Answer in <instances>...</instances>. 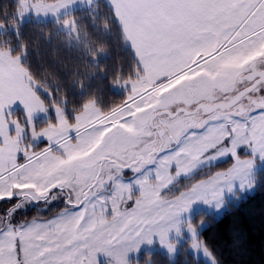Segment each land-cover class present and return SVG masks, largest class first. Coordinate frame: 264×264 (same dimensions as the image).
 Wrapping results in <instances>:
<instances>
[{
    "label": "snow or ice",
    "instance_id": "obj_1",
    "mask_svg": "<svg viewBox=\"0 0 264 264\" xmlns=\"http://www.w3.org/2000/svg\"><path fill=\"white\" fill-rule=\"evenodd\" d=\"M129 2L142 45L125 0H111L143 74L107 114L69 112L37 89L46 106L0 57V264H98V253L129 264L154 239L176 252L185 230L191 254L218 264L190 218L264 167V0ZM225 157L230 167L177 187ZM58 200L50 218L15 219Z\"/></svg>",
    "mask_w": 264,
    "mask_h": 264
},
{
    "label": "trees",
    "instance_id": "obj_2",
    "mask_svg": "<svg viewBox=\"0 0 264 264\" xmlns=\"http://www.w3.org/2000/svg\"><path fill=\"white\" fill-rule=\"evenodd\" d=\"M54 4L62 0H33ZM20 0H0V49L19 59L33 88L46 106L54 102L69 112H82L89 104L101 112L121 106L126 91L115 89L120 81L143 74L118 20L103 0L79 8L59 19L20 22ZM67 23H69L67 25ZM67 26L70 31L63 27ZM37 89L52 97V102ZM257 178L256 193L231 205L220 219H209L201 232L218 264H264V171ZM30 208L20 218H46L60 210ZM3 204V202H2ZM152 264H207L183 248L175 261L160 253H145ZM149 257V258H146Z\"/></svg>",
    "mask_w": 264,
    "mask_h": 264
},
{
    "label": "rangeland",
    "instance_id": "obj_3",
    "mask_svg": "<svg viewBox=\"0 0 264 264\" xmlns=\"http://www.w3.org/2000/svg\"><path fill=\"white\" fill-rule=\"evenodd\" d=\"M40 4L41 3L39 1L34 2L33 0H20V6H21L20 7V17H21L20 22H24L26 20L32 19L33 17H34L33 19H36L39 21H50L49 19H51V18L41 17L40 14H38L37 10H36L37 13L34 11L36 8L35 6L40 5ZM47 12L48 11L46 10V11H43L42 13L48 14ZM61 15L62 14L57 12L55 15L56 20L61 18ZM45 17H47V15ZM68 24L69 23H67V25ZM63 28L66 31L71 30L67 26H65ZM0 30L2 32L5 30V28L2 25H0ZM135 79L120 81L117 84H115V89L119 90V91H126L127 95H131L132 93H131L129 86ZM89 105L91 106L93 104H89ZM231 163H232L231 159H229L227 157L221 158V160L219 162H213V165L211 167L203 168L202 171L199 173V175L192 176L190 180H183L181 182V184L177 185V187H180V188L186 187L188 184L194 183L197 179H203L206 175H208L210 173H213L215 171H221L227 167H230ZM263 171H264V167H260L257 170V173L254 176V183L251 187L241 188L238 186H234L232 189H225L223 192H221L219 197L212 200L211 202H207V203L199 202L195 206L196 211L191 213L190 222L198 228L199 239L202 242H204V241L201 239V232L204 231L209 225V219L204 215H210V216H214L217 219H220L221 217H223L225 215L226 211L230 209L232 204L239 203L242 199H246L247 197L254 195L256 193V190H257V178H259L258 176H260V174ZM172 194H174V193H172ZM60 204H61V200L54 202L53 205L51 206V210L56 209ZM9 206L10 205L4 204V203L2 204V202H0V214H2L5 210V208L9 207ZM35 207L37 208L38 205L37 204H31V205H26L24 209L18 210L17 213L15 214L16 221H18V222L25 221V220L20 218L21 213L30 209V208H35ZM39 210L40 211H48L49 208H48V206L44 205V206H42V208H39ZM52 215H54V214H52ZM51 216L46 217V218H50ZM187 216H188V213L182 214V217H187ZM37 219H39V218H37ZM28 221H31V220H28ZM180 239H181L180 242L177 243V250L174 253H170L166 247H164L160 244L158 239H154V241L151 245L144 243L143 245H141L138 252H132L129 254V257H128L129 264H141L142 259L145 258V256H144L145 253L160 252V253L166 255L169 258V260H171V261H175V259L178 257L179 253H181L183 248H186L187 251L191 254V250H190L191 241L187 236L186 230L182 233ZM193 256L197 259L203 260V262L207 263V264H209V261L211 259V257L204 256L202 254L193 255ZM146 258H149V257H146ZM97 259H98V264H110V260H111V258L108 257L104 253H98ZM142 264H152V260L151 259H148L147 261L145 260V263L143 261Z\"/></svg>",
    "mask_w": 264,
    "mask_h": 264
},
{
    "label": "crops",
    "instance_id": "obj_4",
    "mask_svg": "<svg viewBox=\"0 0 264 264\" xmlns=\"http://www.w3.org/2000/svg\"><path fill=\"white\" fill-rule=\"evenodd\" d=\"M97 1H99V0H62V1H59V2L54 3V4H42L41 3L40 5H42V7L39 10H37V8H35L34 11L36 12V10H37L38 14H40L41 17L51 18L49 20H55L56 19L55 15L57 12L62 14L61 15V17H62L64 15H67V14L79 9V8L91 6L94 3H96ZM103 1H105L110 6V8L112 9V11L114 12V14L116 16L114 6L111 4V0H103ZM43 6H46V7H43ZM46 10L48 11L47 12L48 14H43L42 12L46 11ZM122 12L125 15V17L127 18L129 29L136 33V35L138 37V43H141V45H142V41H140V39H139L143 35V17H142L141 10L135 4L129 2V0H125V4H124V7L122 8ZM46 15H47V17H45ZM116 18H117V16H116ZM117 20H118V18H117ZM2 32L0 30V34ZM124 35H125V38L127 40L128 45L130 46L127 35L125 33H124ZM131 49L133 51L132 47H131ZM0 57H2L6 63L8 61L15 62L17 64V66L23 70V72L27 76V78L31 81L32 89L34 92H36L35 89L33 88V84H32L33 82H32L30 75L25 70V68L21 65L19 59L14 57L9 50H2V49H0ZM89 108H95L96 110L100 111L99 108L93 104L91 106L90 105L87 106L82 112L88 110ZM82 112H80V113H82ZM80 113H78V114H80Z\"/></svg>",
    "mask_w": 264,
    "mask_h": 264
}]
</instances>
